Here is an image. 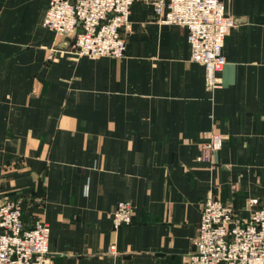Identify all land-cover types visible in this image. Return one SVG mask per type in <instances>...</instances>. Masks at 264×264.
Listing matches in <instances>:
<instances>
[{"label":"crops","instance_id":"crops-1","mask_svg":"<svg viewBox=\"0 0 264 264\" xmlns=\"http://www.w3.org/2000/svg\"><path fill=\"white\" fill-rule=\"evenodd\" d=\"M50 2L0 0V194L50 223L48 264H190L208 193L245 218L264 206V0H225L215 89L151 2L133 3L122 57L75 54L43 23ZM211 131L223 146L201 158ZM122 199L133 220L115 229Z\"/></svg>","mask_w":264,"mask_h":264},{"label":"built area","instance_id":"built-area-1","mask_svg":"<svg viewBox=\"0 0 264 264\" xmlns=\"http://www.w3.org/2000/svg\"><path fill=\"white\" fill-rule=\"evenodd\" d=\"M138 0H51L44 25L58 34L75 37L77 55L126 53V29L134 2ZM154 5L162 23L188 27L192 58L206 66V85L222 84L226 60L223 45L237 19L227 13L225 0H142ZM224 134L211 131L202 141L200 157L212 159L223 146ZM250 216H241L231 204L213 193L203 199L198 234L193 239L190 264H264V206L250 197ZM131 200L122 199L112 213L113 227L119 229L133 220ZM51 225L44 218L31 227L25 225L18 201L0 194V264H48ZM115 252L116 245H110Z\"/></svg>","mask_w":264,"mask_h":264}]
</instances>
